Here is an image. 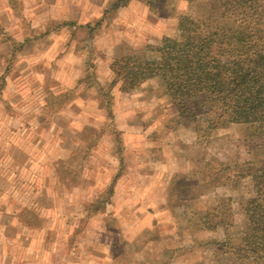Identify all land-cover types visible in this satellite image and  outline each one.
Returning <instances> with one entry per match:
<instances>
[{
	"label": "crops",
	"instance_id": "crops-1",
	"mask_svg": "<svg viewBox=\"0 0 264 264\" xmlns=\"http://www.w3.org/2000/svg\"><path fill=\"white\" fill-rule=\"evenodd\" d=\"M114 1L72 0L75 10L73 7L68 8L71 5L69 0H45V4H31L38 15L45 6V33L42 34L45 35V103L48 93L57 91L59 96L67 89L75 93L69 105L54 116L51 127L63 123L64 127H60L58 134L68 137V143L73 145L71 151L84 146L85 140H81L84 135L104 132L85 163L88 165L97 157L96 161L100 165L96 164V167L102 168L101 172L97 171L94 180V183L101 184V189L99 187L94 193V199L113 180H117L112 204L107 206L106 211L112 212L117 218L123 236L137 233L134 240L124 236L135 251L132 264H150L149 257L152 258V264L160 259L169 260V264H252L251 255H236L223 250L218 244L228 239L238 245L247 234L245 203L255 194L241 191L251 185L257 191L259 184L258 181L254 182L256 175L233 179L230 184L212 193L194 197L184 209L171 206L173 202L170 198L176 184L201 180L203 174L209 171L211 156L220 160L222 155L227 154L228 159L222 162L233 165L241 161L236 160L239 156L234 147L238 146L246 153L244 161L249 160L245 145L235 141L222 145L227 142L223 136H219L224 131L217 130V133L214 132L216 134H206L205 143L199 139L194 149L189 140L190 130L186 129L191 119H181L175 107L178 97L173 100L154 81L138 86L127 94L121 93L120 85L111 71L115 59L146 57L150 51L159 55L158 47L163 38L177 39L181 34L178 18L189 13L192 0H131L125 6L113 7ZM111 9L113 11L110 13ZM29 43L17 55L30 50ZM87 56H92L90 69L94 74H90L95 77V82L90 86L80 83L86 72H89L83 68ZM5 81L8 88L9 81L7 78ZM96 86L110 94L108 112L105 100L94 88ZM88 87L93 88L89 90ZM83 118L89 120V124L84 126L82 122H75ZM65 121L72 129L63 131ZM229 125L232 128L242 126ZM230 146L233 150L228 152ZM75 178L72 189L77 185V175ZM57 181L60 182L59 179ZM218 198L231 199L234 225L227 232L208 228L210 214ZM17 206L13 216L18 218L13 222V231L20 232L23 237L32 231L37 234L32 240L27 238L23 241V237L14 240L9 239L8 227H1L0 264H113L110 249L113 239L109 235L110 241L108 237L106 240L95 238L92 244L101 248L91 245L87 256L82 255L86 250L84 245L83 249L73 248L76 251L73 260L68 263L64 259L61 261L63 255L71 253L68 248L63 246L62 253L53 249L59 243L47 242L45 235L39 237L43 221L38 218L35 222L26 223L22 218L27 210L31 213L37 211L22 204ZM85 206L79 210L81 218L75 219L77 225L85 221L88 225L86 228L93 232H104V216L93 215L87 219ZM191 215L198 216L200 224L197 228L186 222L178 223L179 217ZM65 216L66 213L56 225V235L61 233L60 226H63V230L66 228ZM98 219L99 225L94 224ZM81 235L75 237L80 239L77 243L86 244L87 241H83ZM47 245L52 249L46 248ZM147 250L152 253H147ZM130 251L128 245L127 259L130 258Z\"/></svg>",
	"mask_w": 264,
	"mask_h": 264
},
{
	"label": "trees",
	"instance_id": "trees-1",
	"mask_svg": "<svg viewBox=\"0 0 264 264\" xmlns=\"http://www.w3.org/2000/svg\"><path fill=\"white\" fill-rule=\"evenodd\" d=\"M130 1L116 0L113 7L125 6ZM177 25L181 33L189 35L191 42L184 38L167 37L161 40L158 47V60L146 57L113 60L111 71L120 85L119 91L127 94L138 86L154 81L167 92L178 95L175 107L183 120L207 113L216 116L217 122H220L225 119L227 105L232 101L235 113L227 117V124L264 126V48L258 51L251 49L253 42L264 46V0H192L189 13L178 18ZM3 30L0 25V35L4 34ZM27 43L26 40L23 43L13 42L9 56H3L5 63L10 58H16ZM8 73L7 67L5 75ZM3 76L0 78L1 85L5 78ZM93 82L94 75H84L80 80V83L89 86ZM94 88L105 100L108 112L110 94L100 86ZM74 94L68 89L59 96L57 91L48 93V119H53L59 110L69 105ZM212 122H209L207 135L217 131ZM103 133L92 135L85 148L71 152L65 161L57 164V175L62 185L73 187L75 170L83 167ZM246 152L249 160L233 165L211 158L209 171L203 174L201 180L178 183L173 187L171 206L184 209L192 198L212 193L219 187L227 186L233 179L260 175L263 180L257 195L245 203L247 234L238 245L228 239L218 245L236 255H251L254 264H264V144L248 145ZM116 181L113 180L85 206L86 218L103 215L104 233L113 239L110 244L113 264H132L135 251L124 239L117 218L106 211L107 206L112 204ZM210 215L208 228L227 232L234 225L231 199H216ZM181 222L195 228L200 224L196 215L179 217L178 223ZM128 245L131 250L129 259L126 258ZM169 262L160 259L156 264Z\"/></svg>",
	"mask_w": 264,
	"mask_h": 264
},
{
	"label": "rangeland",
	"instance_id": "rangeland-1",
	"mask_svg": "<svg viewBox=\"0 0 264 264\" xmlns=\"http://www.w3.org/2000/svg\"><path fill=\"white\" fill-rule=\"evenodd\" d=\"M69 2L71 5L68 8L73 7L72 0H69ZM33 3L41 5L45 4V0H0V25L4 29V34L0 35V78L4 75L3 77L9 81L8 88L5 78L2 81V85L0 81V228L8 227L9 239H22L23 235L12 229L13 222H16L18 218L14 217L13 213L17 211V204H22V206L29 207L31 210L34 208L37 212L31 213V211L27 210L28 212H24L22 218L25 219L26 223L35 222L40 218L43 221V225L41 226L42 232H40L39 237L45 235L47 242L59 243V246L53 249L60 251V253L64 251L63 246H66L71 253L67 256L63 255L64 258L61 261L64 259V262L68 263L76 257L75 249H83L85 245L84 249L86 250L82 252V255L87 256L91 251V245L94 248H101L92 244L95 242V238L106 240L108 237L109 241L111 239L104 232H93L86 228L88 225L85 221L80 225H77L75 221V219L81 218L79 210L91 203L96 196L94 193L97 192L99 187L101 189V184L94 183V180L97 171L101 172L102 168L99 167L97 169L96 167V164L100 165L96 161L97 157L95 160L93 159L92 163L89 162L88 165L85 163L82 168H77L75 170V175H77L75 189H72L74 187L64 186L57 181L59 179L57 164L68 158L70 153L73 152L70 150L73 145L71 146L68 143V137H60L58 134L61 131L60 127H64L63 123L51 127L54 123L52 119L46 117L45 35H42L45 33V6L41 8L42 12L38 15L33 11L31 5ZM66 10H64V13H66ZM10 11L14 14L12 15ZM112 11L113 9H111L110 13ZM27 35L29 36L25 37ZM180 38L191 42V38L186 33H181L177 39ZM25 40L30 42V50L22 51L16 58H10L9 62L5 63L3 56H9L13 42L23 43ZM263 48L264 46L261 43L253 42L251 44L253 51ZM146 58L158 60L159 55H156L154 51H150ZM91 59L92 56H87V61L83 65L85 71H89L85 75L93 73L90 69V65L92 66ZM7 67L9 68V73L5 75ZM164 91L171 95L173 100L178 97L174 92L169 93L165 89ZM3 93L7 95L3 96ZM46 99L49 104V99ZM28 112H32V114L30 115ZM74 112L77 114L76 110ZM234 113L235 105L231 101L227 105L225 119L220 122H217L216 116L207 113L192 117L189 121V128H186L190 130L188 132L190 135L189 140L193 143L192 147L196 148L195 146L199 139H202L203 143H205L207 129L211 121H214L212 126L214 125L218 131H224L223 134H219L227 141L226 144L222 143V145L235 141L238 144H244L247 149L248 145L264 144L263 125H242L232 128V125L227 124V117ZM75 122H82L84 126L89 124V120L85 118L77 119ZM64 124L65 129L63 131L72 129V126L66 121ZM106 126L108 127L109 124H106ZM91 136L84 135L83 138L81 137L82 141L85 140L84 146H82L83 143L80 144L82 148L88 145ZM215 143L219 144V142ZM213 145L211 142V146ZM220 147L224 150L222 146ZM232 148L230 146L228 152L233 150ZM234 149L237 151V156H239L236 160H241L236 162L244 161L246 158L245 151L238 146L234 147ZM211 158L222 162L223 159L227 160L228 156L227 154L222 155L220 160L214 156H211ZM262 180L263 178L260 175L254 177V182L257 183L258 181L259 185ZM241 192L252 193L256 196L258 186L257 191L251 185L244 188ZM65 213L67 216L64 221L66 222V228L63 230V226H60L61 233L56 235V225ZM18 222L24 221L19 220ZM99 223L100 219L94 221L96 225H99ZM51 232H54V234ZM36 234L33 231L27 233L22 240H27V238L32 240ZM79 235L83 236V241H87L86 244L77 243L80 239H75V237ZM134 235L137 236V233L124 234L125 238L132 240L136 238ZM46 248L52 249L48 245ZM102 253H104L103 250ZM147 253H152V251L147 250ZM135 259L138 260L136 257ZM140 260L141 258L139 262ZM149 263L152 264V258L150 257ZM252 264H254V260Z\"/></svg>",
	"mask_w": 264,
	"mask_h": 264
}]
</instances>
